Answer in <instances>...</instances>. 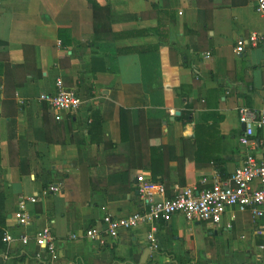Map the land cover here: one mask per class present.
I'll use <instances>...</instances> for the list:
<instances>
[{"label": "crops", "instance_id": "0c3cea01", "mask_svg": "<svg viewBox=\"0 0 264 264\" xmlns=\"http://www.w3.org/2000/svg\"><path fill=\"white\" fill-rule=\"evenodd\" d=\"M94 2L109 14L96 20L87 0H0L7 44L0 50V264H264V223L237 209L219 225L179 214L154 223L157 249H150L148 226L102 243L86 235L102 237L106 215L140 212L136 178L152 181L138 166L148 160L147 146L141 157L138 142L133 153L120 145L122 110H145L148 129L160 123V139L148 145L167 148L156 167L168 198L204 178L227 180L246 155H264V130L254 131L249 146L239 143L237 115L240 107L264 109V44L246 42L235 52L238 41L264 36L257 0ZM59 30L67 31L64 44ZM57 80L80 99L59 121L38 101L55 92ZM182 112L190 114L184 125L175 120ZM203 115L196 157L195 121ZM51 185L60 191L43 197ZM28 196L38 199L20 226L14 213ZM44 228L54 237V257L35 245ZM5 235L12 241L4 243Z\"/></svg>", "mask_w": 264, "mask_h": 264}, {"label": "built area", "instance_id": "2783aa9c", "mask_svg": "<svg viewBox=\"0 0 264 264\" xmlns=\"http://www.w3.org/2000/svg\"><path fill=\"white\" fill-rule=\"evenodd\" d=\"M257 11L264 14V0H257ZM246 42L255 47L260 42L264 44V36L251 34L247 41H238L235 52L239 53L240 47ZM38 101L53 111L56 121L61 119L62 112L76 110L80 106V99L75 91L66 89L60 80L56 81L53 94H41ZM237 115L239 123L245 127L243 135L239 137V143L249 146L254 131L264 130V109L256 112L247 107H240L237 109ZM136 180L137 192L144 203V208L124 218L106 215L102 219V237L92 230L86 232L87 237L98 239L102 243L105 239L103 236L116 240L121 231L148 226L150 227L148 234L150 249H157L153 235L154 223H167L175 214L181 215L187 222L219 225L229 210L237 209L241 212L248 211L254 221L264 223V155L257 158L248 154L242 165L237 167L227 180L217 177L204 178L198 184L185 186L175 191L170 198L166 196V188L163 184L150 181L143 175L137 176ZM59 191L58 185H51L44 189L42 196L54 195ZM37 199V196L20 198L14 213V219L18 225L29 224L26 208L28 204L36 203ZM2 241L9 243L12 237L5 235ZM21 241L26 243L27 238L23 237ZM34 242L39 249L48 253L50 257H54L56 245L48 228L39 231Z\"/></svg>", "mask_w": 264, "mask_h": 264}, {"label": "trees", "instance_id": "16d2710c", "mask_svg": "<svg viewBox=\"0 0 264 264\" xmlns=\"http://www.w3.org/2000/svg\"><path fill=\"white\" fill-rule=\"evenodd\" d=\"M88 3V7L92 10V13L94 15V18L97 20L98 15H100L101 17H103V13H107L109 14V9L108 8H102L100 7L96 2H94V0H87ZM106 18L108 19V16H106ZM100 21L95 22L94 20V30L97 31L100 27L99 24ZM67 33L66 30H59L58 32V37H63V34ZM62 39V44H64L63 38ZM7 44L3 41H0V50H5ZM45 105V104H44ZM47 106V105H46ZM51 110V109H50ZM52 111V110H51ZM189 113L188 112H182L181 115L179 117H176V121L181 122L183 125L190 122L189 119ZM121 117L126 118V123H127V128H126V134H125V129L124 131L122 130L123 133V139L122 142L120 143V145H127L128 150H131V153H133V145L135 143H139V147L137 149V156H143V150L145 149V147L147 148L148 152H149V157L148 160L143 163L138 165L139 168H142L144 170H148L151 173V178L153 182H157V183H161L164 180V174L163 173H159L157 167H156V161L160 162V158L163 157V153L165 151V149H167L166 147H162V145H155L152 143V145H148L149 143V138L150 140H159L160 139V123L156 122L155 127H157L158 131L156 129L153 130L152 127H150L149 129L147 128V122H148V116L147 113L145 112V110L143 109H138V110H122L121 111ZM208 116H201L200 117V121H195V125H196V130L194 132V137H193V145H192V152L194 153V155L197 157L200 154V146L198 144L199 142V132L201 130H199V127L201 126V124L205 123L208 121ZM152 133V134H151ZM151 134V136H150ZM108 146L114 147L113 144H108ZM165 154V153H164ZM159 160H157V159ZM164 165V162H162ZM197 166V165H196ZM177 169L178 172L181 173V175H183V161L180 159L179 162L177 163ZM162 184V183H161ZM121 262V261H119Z\"/></svg>", "mask_w": 264, "mask_h": 264}, {"label": "water", "instance_id": "95a60500", "mask_svg": "<svg viewBox=\"0 0 264 264\" xmlns=\"http://www.w3.org/2000/svg\"><path fill=\"white\" fill-rule=\"evenodd\" d=\"M176 116L179 115V112L174 113ZM244 127V126H243ZM245 129V127H244ZM148 253V251L145 253V255Z\"/></svg>", "mask_w": 264, "mask_h": 264}]
</instances>
